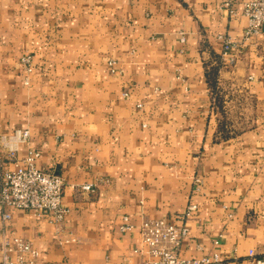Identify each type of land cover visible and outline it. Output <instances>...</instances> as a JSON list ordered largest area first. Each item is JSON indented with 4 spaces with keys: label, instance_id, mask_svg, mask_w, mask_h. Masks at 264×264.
<instances>
[{
    "label": "crops",
    "instance_id": "1",
    "mask_svg": "<svg viewBox=\"0 0 264 264\" xmlns=\"http://www.w3.org/2000/svg\"><path fill=\"white\" fill-rule=\"evenodd\" d=\"M226 1L0 0V134L30 131L18 157L63 176L69 210L62 235L12 210L0 246L28 240L38 264H141L142 221L181 224L194 202L182 256L264 259V29L245 40L244 0L234 16ZM221 35L240 46L234 67Z\"/></svg>",
    "mask_w": 264,
    "mask_h": 264
},
{
    "label": "built area",
    "instance_id": "2",
    "mask_svg": "<svg viewBox=\"0 0 264 264\" xmlns=\"http://www.w3.org/2000/svg\"><path fill=\"white\" fill-rule=\"evenodd\" d=\"M231 16L236 15L231 0L224 3ZM243 16L248 20L244 31L245 40L260 34L264 29V0H244ZM219 39L223 45V60L225 64L234 67L239 59L240 46H237L228 35H221ZM184 41V38H182ZM33 56L26 54L20 62L27 75L34 70ZM116 62L111 61L112 72H115ZM28 77L26 84H28ZM139 107H142L141 105ZM29 130H15L12 133L0 134V222L5 224L12 218V210H24L37 217L48 216L54 225L57 234H64V225L69 210L63 205L65 180L56 170H47L37 167L40 153L29 150L27 155L20 159L19 148L30 140ZM197 185L201 180L196 179ZM83 192H93L94 186L85 184L80 188ZM199 189V186L197 190ZM198 205L190 202L186 212L179 216L181 224H174L166 219H144L139 233L146 250L137 249L135 254H146L141 264H221L219 254L197 258L182 256L184 241L190 231L186 222L192 219ZM134 229L128 216L123 219L119 230L127 233ZM74 242L73 239L65 243ZM219 244V241H215ZM0 264H38L39 250L32 242L23 238L6 239L0 246ZM253 253H251V256ZM124 264H134L128 258ZM255 264H264V259L255 260Z\"/></svg>",
    "mask_w": 264,
    "mask_h": 264
}]
</instances>
